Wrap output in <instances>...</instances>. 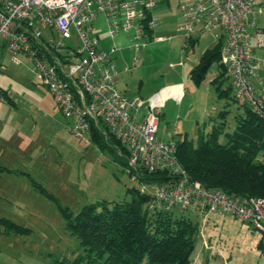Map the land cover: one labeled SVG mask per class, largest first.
<instances>
[{"label":"rangeland","instance_id":"obj_1","mask_svg":"<svg viewBox=\"0 0 264 264\" xmlns=\"http://www.w3.org/2000/svg\"><path fill=\"white\" fill-rule=\"evenodd\" d=\"M187 1L163 0L151 11L158 25L151 42L139 51L133 47L132 29L111 37L102 14L93 25L99 47L111 53L119 92L147 101L168 85H182L183 99H173L156 110L157 138L175 142L187 135L196 145L198 131L206 134L221 122L217 118L220 111H228L224 130L229 133L234 117L243 108L242 102L231 100L232 94L228 99L217 97L211 84L219 72L216 64L199 85L190 79V71L218 42L215 36L222 33L207 32L193 47L186 48L187 33L179 30L183 20L178 5ZM261 3L257 28L263 44L256 54L260 57L257 75L264 79V0ZM189 36L197 39L198 30ZM77 42L73 35L71 43ZM228 85L229 80L224 79L222 89ZM254 85L257 86L255 81ZM0 91L12 102L11 105L0 97V165L9 164L27 174L8 176L12 179L8 186L0 180V214L24 229L18 234L0 233V264L73 261L84 252L78 238L65 228L60 208L75 215L91 203L129 201L127 189L141 191L143 185L133 181L108 151L99 150L92 142L85 144L66 131L65 119L26 57L0 54ZM219 142H224L222 136ZM259 158L264 162V154ZM23 181L28 188L21 184ZM32 182L38 183L44 193ZM170 213L174 218L184 216L197 226L190 264H264V234L253 226L221 212L201 216L197 211L173 208Z\"/></svg>","mask_w":264,"mask_h":264},{"label":"built area","instance_id":"obj_2","mask_svg":"<svg viewBox=\"0 0 264 264\" xmlns=\"http://www.w3.org/2000/svg\"><path fill=\"white\" fill-rule=\"evenodd\" d=\"M163 0H0V50L24 56L33 64L39 81L53 97L66 121V131L85 144L92 134L112 139L118 155L127 159V171H169L162 185L142 184L160 210L173 208L230 214L264 232V198L229 196L208 189L188 177L177 163L176 144L157 138L158 96L147 101L116 89V66L111 53L99 47L93 22L104 16L111 37L134 31L136 51L150 41L158 20L151 11ZM261 0H188L179 4L186 39L216 30L222 42L223 66L232 96L264 117V79L257 75L262 47L257 16ZM76 45L71 43L72 36ZM169 40V39H168ZM264 68V65H263ZM254 81L257 86L254 85ZM137 180L136 174L131 176ZM138 182V181H137Z\"/></svg>","mask_w":264,"mask_h":264},{"label":"trees","instance_id":"obj_3","mask_svg":"<svg viewBox=\"0 0 264 264\" xmlns=\"http://www.w3.org/2000/svg\"><path fill=\"white\" fill-rule=\"evenodd\" d=\"M264 31V30H263ZM222 42L218 41L203 53L189 73L190 79L199 85L209 68L216 64L217 76L211 81L218 98L231 96L230 86L222 89L225 70L220 64ZM0 97L11 103L4 91ZM233 102H239L233 96ZM243 112L234 117L233 130L225 132L228 111H220L221 122L204 134L197 132V144L181 136L176 144V160L190 179L208 189L239 198H264V117L254 114L242 103ZM224 142H219L220 137ZM91 142L101 151H108L124 170L127 159L118 155L112 147L114 141L92 134ZM8 171L0 169V172ZM16 174H24L15 172ZM136 174L139 184H166L172 177L169 171ZM27 175V174H24ZM29 177V176H28ZM42 193L38 183L32 182ZM129 201H101L83 206L77 214L60 208L65 228L79 240L83 254L75 260L63 259L55 264H190L197 237V226L184 216L173 217L170 211L160 210L152 199L136 189H127ZM3 234H18L24 229L11 221L0 218ZM264 234V232H262Z\"/></svg>","mask_w":264,"mask_h":264},{"label":"crops","instance_id":"obj_4","mask_svg":"<svg viewBox=\"0 0 264 264\" xmlns=\"http://www.w3.org/2000/svg\"><path fill=\"white\" fill-rule=\"evenodd\" d=\"M151 40H152V36H151V39H150L149 42H151ZM166 40L169 41L168 39H166ZM157 41H165V40L162 39V38H158ZM197 41H198V39H195V40H192V39H189L188 40V39H186L185 40V45H186L185 47L186 48L193 47L194 44L197 43ZM209 49H211V48H209ZM0 54H2L1 53V50H0ZM177 88H180V90L177 89ZM183 93H184V91H183L182 85H179V84H171V85H168V86L162 88L158 92H156L154 96H158L159 99L163 102V104L167 105L169 102H173V99L180 100L183 97L182 96ZM10 104L12 105V102ZM8 165H5V164L0 165V169H7V170L11 171V172H8V171H2V172H0V180H2L3 183L5 185H7V186H8V182L12 181V179H10L8 176H11V175H13V176H21V175H23V174H16L15 172H21V171L18 170L17 168H13L12 166H8ZM21 173H24V172H21ZM1 177H4V178H1ZM11 184H15V183H11ZM21 184H23V186L25 188H28V185H27L28 183H26V182L24 183V181H23V183H21ZM0 218H4V217L1 216V214H0ZM4 219H6V218H4ZM0 233H1V231H0Z\"/></svg>","mask_w":264,"mask_h":264}]
</instances>
